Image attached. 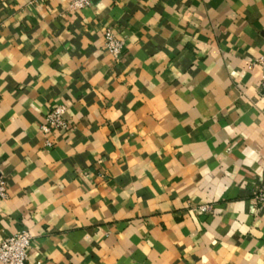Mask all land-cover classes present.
Masks as SVG:
<instances>
[{
    "label": "crops",
    "instance_id": "obj_1",
    "mask_svg": "<svg viewBox=\"0 0 264 264\" xmlns=\"http://www.w3.org/2000/svg\"><path fill=\"white\" fill-rule=\"evenodd\" d=\"M263 54L264 0H0V241L29 229L28 264H264Z\"/></svg>",
    "mask_w": 264,
    "mask_h": 264
},
{
    "label": "built area",
    "instance_id": "obj_2",
    "mask_svg": "<svg viewBox=\"0 0 264 264\" xmlns=\"http://www.w3.org/2000/svg\"><path fill=\"white\" fill-rule=\"evenodd\" d=\"M93 0H70L72 9L82 10L91 6ZM106 46L108 50L115 56L122 53L125 46V40L114 33L112 29H108L105 33ZM262 67V92L264 94V54L257 60ZM67 109L59 106L46 115L45 122L41 129L45 135L52 134L54 129L67 130L70 127L66 118ZM47 145L52 146L53 142L47 139ZM8 198V182L3 176H0V201ZM255 200L264 207V185L255 193ZM195 215H203L213 212L211 205H198L192 208ZM34 244V236L29 229H24L0 241V262L3 264H28L30 251Z\"/></svg>",
    "mask_w": 264,
    "mask_h": 264
}]
</instances>
